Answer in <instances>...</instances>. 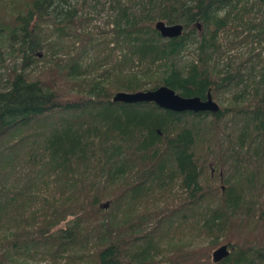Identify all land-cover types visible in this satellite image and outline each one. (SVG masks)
<instances>
[{"label": "trees", "instance_id": "1", "mask_svg": "<svg viewBox=\"0 0 264 264\" xmlns=\"http://www.w3.org/2000/svg\"><path fill=\"white\" fill-rule=\"evenodd\" d=\"M79 1L0 0L10 9L0 15V65L6 54L22 58L21 70L0 85V264H264L261 52L252 49L255 64L233 66L230 57L220 68L225 46L264 43V0H112L102 42L81 32ZM159 21L182 24L184 34L162 38ZM67 37L82 41L81 52L63 60L57 48ZM112 42L113 64L111 54L86 64L92 49ZM42 51L52 67L33 78ZM93 70L103 71L94 77ZM58 76L83 79L74 86L84 95L63 93ZM241 83L240 106L219 104L218 114L113 101L120 92L166 86L186 98L211 93L217 102ZM231 111L235 140L217 155L211 137ZM213 161L223 168L214 175L223 188L209 177ZM24 163L29 171L11 186L9 176ZM162 197L176 200L175 208L140 211ZM248 228L250 240L242 237ZM178 230L216 237L213 251L182 248L177 259L165 257L161 250ZM224 245L231 254L215 263Z\"/></svg>", "mask_w": 264, "mask_h": 264}, {"label": "rangeland", "instance_id": "2", "mask_svg": "<svg viewBox=\"0 0 264 264\" xmlns=\"http://www.w3.org/2000/svg\"><path fill=\"white\" fill-rule=\"evenodd\" d=\"M249 3H253L257 0H248ZM113 2L112 0H87L86 5L83 6L82 1H79V5L81 6L80 9V15L84 19H86V24L84 25V29L81 30L82 33L88 32L92 36L95 37L96 40L101 41L104 38H108L107 34H109L110 31V22L112 18H114L115 13L112 11ZM8 8L1 7L0 4V15L5 16L7 13H9ZM256 10H254L255 12ZM258 17V16H257ZM104 33V34H102ZM241 36H245L247 33L246 31H241ZM56 35H53L51 40L55 41ZM79 37V36H78ZM97 42V41H96ZM102 42V41H101ZM227 42V41H225ZM114 43L112 42L109 45H106L105 43L98 45L94 49H92L88 55L87 58H85L86 64H90L91 62H99L101 59L111 54V49H114ZM82 46V41L79 40L77 37H67L57 48V51L60 53V57H62L63 60H66V57L68 55H78L80 54V48ZM264 43L258 44V43H245L244 45H235L233 47H227L224 48V56L220 57V68H223L227 66V64L230 61V57H232V64L233 66H236L237 63H241L246 61L247 59H252L251 63L255 64L258 62V59L255 56V53L252 52V49H256V51L259 53L261 52V59L263 62L261 63L264 65V51H263ZM11 49L7 48L6 51L9 52ZM263 51V52H262ZM118 54V51L112 52L110 55L109 60V66L113 64L115 60V56ZM38 55H40V62L35 68H32L29 70V73H31L33 78H39L42 76L44 71H47L51 69L52 64H50L47 60H49L48 57L45 56L44 52H40ZM258 56V55H257ZM6 62L4 65H0V85L3 86L5 82L8 80V75L11 73L12 70H17L18 72L21 70V64H22V58L20 55L17 57L9 56V54L5 55ZM190 59V56L186 55L184 58L180 59L177 64L183 65L185 64L186 60ZM249 67H251V65ZM258 63L256 69L257 71H260L262 68V65ZM109 66H106L107 68ZM46 68V69H45ZM45 69V70H44ZM102 69V68H101ZM106 69V68H104ZM103 70H93L94 77L98 74H100ZM141 71V69L139 70ZM143 71V70H142ZM249 72V71H248ZM91 74V72H88ZM89 74V75H90ZM90 78V77H89ZM83 79H64L63 77H56L55 83L60 87V90L63 93H66L70 96H80L82 97L84 95V92H82V89H79L77 86H74L76 83L82 82ZM246 83H241V85L236 86L235 88L231 89L229 92H227L225 95H222L221 98H217V103L223 106L224 108L233 107L236 105L234 101L238 103H242V99L238 98L236 99L237 95L241 93L242 89L244 88ZM149 87V85H148ZM240 106V105H236ZM232 115L234 113L231 111L229 117L225 120V122L222 124L224 130H221L219 132V135H216V137H211V141L213 143V148L218 149L219 146L223 148H227L231 141L235 140V135L233 134V130L231 128L232 123ZM212 120V119H211ZM227 123V124H226ZM226 124V125H225ZM226 131V132H225ZM225 132V133H224ZM225 150V149H224ZM220 153L219 149L217 152ZM212 160V159H211ZM217 162L220 163L218 158L216 159ZM222 164V163H221ZM210 170L208 172L209 177L213 181L214 185L224 187L223 181L217 180V178H214V175H219L224 173L223 168L219 167L216 162H212V164H209ZM217 167L218 169H216ZM30 169V166L27 164H22V166H19L16 168V171L13 172L9 176L10 185L14 186L18 182H22L24 174H26ZM223 175V174H222ZM227 173L223 177V179H228ZM177 201L173 200L172 198H158L156 201V204H148L145 205L140 211L142 213H156V212H166L170 209L175 208ZM104 204H109V201H105ZM108 206V207H109ZM65 226L63 224L61 227ZM242 237L250 240L253 237V234L250 233V228H248L245 232H242ZM230 238L229 232L223 233L220 235L219 240L221 243H225ZM216 237H210L208 238L204 234H199L198 231H186L181 232V230H178L175 232V234L170 238V241H167L164 245V249L161 250L162 255L168 256L167 258H173L177 259L179 255L182 252V248H184L187 251H191L193 253H199L203 251H211L212 245L215 241ZM215 252V251H214ZM162 258V257H159ZM44 264V262H41Z\"/></svg>", "mask_w": 264, "mask_h": 264}, {"label": "water", "instance_id": "3", "mask_svg": "<svg viewBox=\"0 0 264 264\" xmlns=\"http://www.w3.org/2000/svg\"><path fill=\"white\" fill-rule=\"evenodd\" d=\"M155 29L164 39L179 38L184 34V26L182 24L167 25L165 22L159 21L156 23ZM113 101L115 103L130 105L154 103L164 110L176 113L193 112L218 114L221 109L220 105L213 99L211 93L208 94L205 100L199 97L186 98L166 86H162L156 90L139 91L135 93L120 92L115 95ZM105 206L108 207L109 204ZM230 254L231 250L227 245H224L213 253V261L219 263L228 258Z\"/></svg>", "mask_w": 264, "mask_h": 264}]
</instances>
